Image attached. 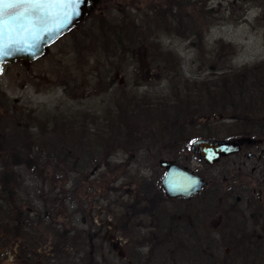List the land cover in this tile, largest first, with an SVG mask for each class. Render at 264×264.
<instances>
[{"label": "rangeland", "instance_id": "rangeland-1", "mask_svg": "<svg viewBox=\"0 0 264 264\" xmlns=\"http://www.w3.org/2000/svg\"><path fill=\"white\" fill-rule=\"evenodd\" d=\"M86 11L76 28L41 58L6 64L0 72V130L17 144L22 140L13 133L21 127L34 137L27 142L33 147L32 161L24 159L17 165L16 153L0 152V191L6 200L8 190L15 191L11 201L15 209L44 222L39 230L36 224L29 230L35 239L22 241L7 232L10 227L12 233L11 217L0 214V238L6 241L4 247L0 245L4 264H22V247L36 245L35 253H52L56 231L64 226L81 229L86 220L87 226L95 222L94 230H98L103 222L120 215L123 203L134 205L144 183L161 182L165 171L160 160L174 161L203 176L210 188L206 193L219 190V203L225 208L236 199L250 201L252 186L264 201V163L247 158L254 148L246 146L213 166L191 152L197 138L209 139V130H219L214 139H231L225 129L232 120H218L207 112L175 122L133 117L141 144L110 154L108 149L95 150L93 141L78 131L83 121L91 123L96 115L105 119L122 110L129 116L135 104L174 100L175 82L154 64L156 44L181 59L183 80L189 82L215 80L223 68L238 70L263 63L264 0H99L95 7L91 1ZM119 20L132 23L135 35L144 32L147 42L125 50L126 45L112 35L114 44H108L106 35L114 32ZM191 24L206 32L204 38H182ZM168 29L171 35L166 34ZM254 166L260 168L255 174ZM12 174L17 177L16 186L8 182ZM220 222V216L208 219L205 231L215 232ZM230 251L233 248L226 254ZM186 263L191 261L176 262ZM259 263L254 257L252 264Z\"/></svg>", "mask_w": 264, "mask_h": 264}, {"label": "flooded vegetation", "instance_id": "flooded-vegetation-1", "mask_svg": "<svg viewBox=\"0 0 264 264\" xmlns=\"http://www.w3.org/2000/svg\"><path fill=\"white\" fill-rule=\"evenodd\" d=\"M251 139L254 140L252 144H244L239 153L223 160L240 154L247 146L255 150L248 154V160L264 163V137ZM176 164L192 171L186 166ZM257 167L252 168V173L255 174L260 169ZM163 178L161 182L158 180V186L154 182L144 183L134 205L123 203L120 215L103 222L98 230H94L95 222H88L87 226L86 220L83 221L84 227L81 229L64 226L62 231L57 230V241L52 253L48 249L50 253L44 252L43 256L32 250L36 245H31L28 249L22 247V264H176L178 260L183 261V258L187 262L191 261V264H240L242 257V264H248L247 257L262 255L260 243L264 241V201L255 186L251 187L250 201L236 199L234 204L231 203V206L225 208L219 203V190L211 191L209 195L206 193L209 186L192 197L170 198L162 187ZM213 198H217V202H213ZM168 204L171 205L166 206ZM28 214L30 222L25 223L27 232L11 233L12 237L22 241L35 239L29 230H33L34 224L42 220L38 216L32 219L30 213ZM216 216L221 218L216 231L206 232L207 220ZM41 225H37V230ZM103 229H106L105 234ZM0 241L1 247H4L5 238H0ZM96 241H100V246L96 245ZM231 248L232 257L229 253L226 254ZM222 252L225 254L224 259ZM0 264H4L1 256Z\"/></svg>", "mask_w": 264, "mask_h": 264}, {"label": "trees", "instance_id": "trees-1", "mask_svg": "<svg viewBox=\"0 0 264 264\" xmlns=\"http://www.w3.org/2000/svg\"><path fill=\"white\" fill-rule=\"evenodd\" d=\"M133 23L135 24L134 21ZM114 25L116 28L112 30L114 32L108 36L106 35L105 40H107L106 42L108 44H114V40L111 42L110 40L117 37V40L121 44L126 45L124 49L130 50L133 47L142 46L147 42V37H144V32L140 35L134 34V27L131 26L132 23L126 25L124 20H119ZM189 27L188 33L181 34L183 36L182 38H194L196 41V39L204 38L206 35V32L200 33L197 31L194 24H191ZM156 29L163 33V29L159 27ZM166 34L171 35L169 29ZM102 41H104V38ZM226 47L236 53L232 46L227 45ZM153 48L154 64H157L159 70L169 77L171 81L175 82L172 90L175 96L174 100L170 98L171 100L165 99L160 101L161 103L144 102L142 104H135L134 108H131V115L129 116L125 114V111L121 110L119 114H113L111 117L105 119H101L96 115L90 118L92 119L91 123H88L86 120L83 121L81 123L82 125H79L78 131L80 130L93 141L95 150L101 151V149H108L110 154L117 150L138 147L141 141L138 136V126L132 123L133 117H145L151 120L156 119L160 122L173 121L175 119V121H179L180 119H187L188 117L193 119L198 114L207 112L208 114L215 115L218 120L229 119L233 121V124L227 125V129H225L226 134L231 139L235 140V138L240 137H264V62L238 70L223 68L221 75L216 76L215 80L207 79L202 82H189L183 80L182 69H180L182 61L173 51L163 49L160 44H156ZM226 64H228L227 61ZM30 119L34 120L33 117ZM85 119H87V116ZM90 125H94V127ZM76 126L72 128L75 129ZM218 132L219 130L217 129L213 131L209 130L207 138L214 139V136H217ZM13 135L16 140H22V142L17 144L15 141L8 140L9 134L0 130V152L16 153L14 154V161L17 165L22 164L24 159L32 161L33 147L31 143L27 144L28 141L34 139L32 133H29L28 129L21 127L19 130L14 131ZM94 146L92 147L94 148ZM10 177L9 179L11 180L8 182L16 186L18 184L16 175L12 174ZM0 193V214L5 218H12H10L13 224L11 225L12 233L27 232L28 227L25 223L30 222L29 214L15 209L14 204L11 202L15 191L8 190L7 200L3 197L4 193L1 191ZM212 200L213 202H217V198H213ZM6 206L9 208H5ZM15 216L17 219H15ZM35 224L41 225L42 223L38 222ZM10 229V227L7 228L9 234H11ZM260 252L262 255L255 254L254 257L256 258L258 256L259 264H264V241L260 243ZM254 257H247V263L252 264ZM242 262H244L243 259Z\"/></svg>", "mask_w": 264, "mask_h": 264}, {"label": "water", "instance_id": "water-1", "mask_svg": "<svg viewBox=\"0 0 264 264\" xmlns=\"http://www.w3.org/2000/svg\"><path fill=\"white\" fill-rule=\"evenodd\" d=\"M93 2L95 7L99 0H83L75 10L69 9L70 21L64 17L59 19H48L46 22L33 20L31 25L28 21L21 20L12 32H5L0 37V48L6 55H0V72L6 64H13L17 61L32 62L40 58L47 48L59 39L66 32L76 27L85 17L88 5ZM63 24L59 30H55L56 24ZM49 29H53L49 31ZM253 139L241 137L237 139H197L191 145L192 154L206 165L213 166L224 158L239 153L244 144H252ZM159 166L166 171L162 181V187L170 198H188L207 188L209 183L193 171L182 168L173 161L160 160Z\"/></svg>", "mask_w": 264, "mask_h": 264}, {"label": "snow or ice", "instance_id": "snow-or-ice-1", "mask_svg": "<svg viewBox=\"0 0 264 264\" xmlns=\"http://www.w3.org/2000/svg\"><path fill=\"white\" fill-rule=\"evenodd\" d=\"M83 3V0H0V37H3L5 32H12L17 22L21 20L28 21L31 25L33 20L46 22L48 19H59L64 17L70 21L69 9L75 10L76 7ZM63 24H56L55 30H59ZM53 29H49L51 31ZM0 48V55H6Z\"/></svg>", "mask_w": 264, "mask_h": 264}, {"label": "bare ground", "instance_id": "bare-ground-1", "mask_svg": "<svg viewBox=\"0 0 264 264\" xmlns=\"http://www.w3.org/2000/svg\"><path fill=\"white\" fill-rule=\"evenodd\" d=\"M235 139H237V138H235Z\"/></svg>", "mask_w": 264, "mask_h": 264}]
</instances>
